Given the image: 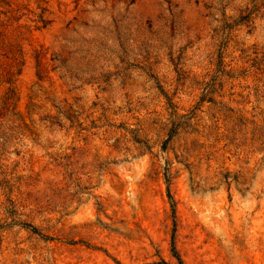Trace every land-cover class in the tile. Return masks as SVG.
I'll return each instance as SVG.
<instances>
[{"label":"rangeland","instance_id":"rangeland-1","mask_svg":"<svg viewBox=\"0 0 264 264\" xmlns=\"http://www.w3.org/2000/svg\"><path fill=\"white\" fill-rule=\"evenodd\" d=\"M254 220L264 0H0V264H264Z\"/></svg>","mask_w":264,"mask_h":264},{"label":"bare ground","instance_id":"bare-ground-1","mask_svg":"<svg viewBox=\"0 0 264 264\" xmlns=\"http://www.w3.org/2000/svg\"><path fill=\"white\" fill-rule=\"evenodd\" d=\"M237 219V217H235ZM252 229L254 231V234H250L245 232V234L252 239L251 246L252 248H256L258 245L257 237L259 234L264 235V223L260 221L254 220L252 222ZM221 235L226 240V245L229 249H234L235 247L240 246V236L239 233H242L241 228L236 224L233 228L230 229H224L220 231ZM235 235H237V238H235Z\"/></svg>","mask_w":264,"mask_h":264},{"label":"trees","instance_id":"trees-1","mask_svg":"<svg viewBox=\"0 0 264 264\" xmlns=\"http://www.w3.org/2000/svg\"><path fill=\"white\" fill-rule=\"evenodd\" d=\"M166 181L168 182V179H166ZM168 186V185H167ZM167 190H168V195H169V197H170V199H171V195H170V192H169V187H167Z\"/></svg>","mask_w":264,"mask_h":264}]
</instances>
